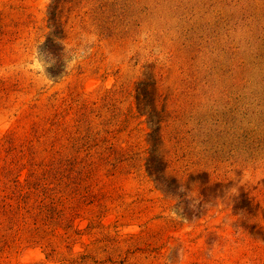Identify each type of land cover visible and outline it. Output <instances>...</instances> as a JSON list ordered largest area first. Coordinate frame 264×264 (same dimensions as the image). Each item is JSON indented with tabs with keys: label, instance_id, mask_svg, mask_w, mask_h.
I'll return each mask as SVG.
<instances>
[{
	"label": "rangeland",
	"instance_id": "obj_1",
	"mask_svg": "<svg viewBox=\"0 0 264 264\" xmlns=\"http://www.w3.org/2000/svg\"><path fill=\"white\" fill-rule=\"evenodd\" d=\"M0 205V264H264V0H0Z\"/></svg>",
	"mask_w": 264,
	"mask_h": 264
},
{
	"label": "trees",
	"instance_id": "obj_2",
	"mask_svg": "<svg viewBox=\"0 0 264 264\" xmlns=\"http://www.w3.org/2000/svg\"><path fill=\"white\" fill-rule=\"evenodd\" d=\"M19 197H21L22 199L18 198L16 208H18L19 210H23V205H27V208L29 210L30 208L28 207L29 206L28 204H29L30 200H29V198H27V194L26 193L20 194ZM0 206L5 210V206H2V205H0ZM10 209L14 210L15 208L12 209V206H10Z\"/></svg>",
	"mask_w": 264,
	"mask_h": 264
}]
</instances>
